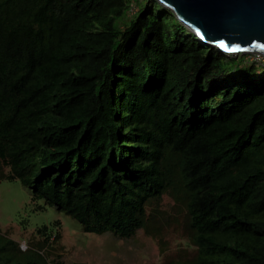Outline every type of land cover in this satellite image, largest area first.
Listing matches in <instances>:
<instances>
[{
	"label": "trees",
	"instance_id": "1",
	"mask_svg": "<svg viewBox=\"0 0 264 264\" xmlns=\"http://www.w3.org/2000/svg\"><path fill=\"white\" fill-rule=\"evenodd\" d=\"M2 180L160 264H264V62L156 0H0ZM51 238L0 231V264H87Z\"/></svg>",
	"mask_w": 264,
	"mask_h": 264
},
{
	"label": "rangeland",
	"instance_id": "2",
	"mask_svg": "<svg viewBox=\"0 0 264 264\" xmlns=\"http://www.w3.org/2000/svg\"><path fill=\"white\" fill-rule=\"evenodd\" d=\"M138 10L135 2L130 3V14ZM244 55L249 60L264 62L260 54ZM47 226L48 234L61 233L59 244L53 245L52 253L61 254L67 263L87 264H160L162 255L156 240L138 230L131 238H118L111 232L102 234L85 232L73 217L58 211L44 199H33L31 189L19 180L0 181V231L20 242L25 248L27 240L38 228ZM173 249L183 240L170 236Z\"/></svg>",
	"mask_w": 264,
	"mask_h": 264
},
{
	"label": "water",
	"instance_id": "3",
	"mask_svg": "<svg viewBox=\"0 0 264 264\" xmlns=\"http://www.w3.org/2000/svg\"><path fill=\"white\" fill-rule=\"evenodd\" d=\"M204 44L264 56V0H156Z\"/></svg>",
	"mask_w": 264,
	"mask_h": 264
},
{
	"label": "bare ground",
	"instance_id": "4",
	"mask_svg": "<svg viewBox=\"0 0 264 264\" xmlns=\"http://www.w3.org/2000/svg\"><path fill=\"white\" fill-rule=\"evenodd\" d=\"M226 54H229V53H226ZM261 55V54H260Z\"/></svg>",
	"mask_w": 264,
	"mask_h": 264
},
{
	"label": "built area",
	"instance_id": "5",
	"mask_svg": "<svg viewBox=\"0 0 264 264\" xmlns=\"http://www.w3.org/2000/svg\"><path fill=\"white\" fill-rule=\"evenodd\" d=\"M26 247V246H25Z\"/></svg>",
	"mask_w": 264,
	"mask_h": 264
}]
</instances>
